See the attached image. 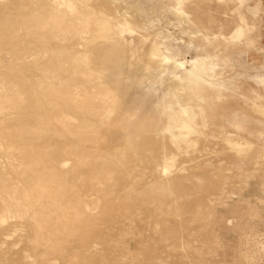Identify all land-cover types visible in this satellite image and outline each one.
Listing matches in <instances>:
<instances>
[{
  "label": "rangeland",
  "instance_id": "1",
  "mask_svg": "<svg viewBox=\"0 0 264 264\" xmlns=\"http://www.w3.org/2000/svg\"><path fill=\"white\" fill-rule=\"evenodd\" d=\"M8 1L0 0V23L10 16V4L43 2ZM65 1L49 0L60 7ZM78 1L151 38L131 30L125 36L127 28L120 26L114 30L121 34L116 44L103 39L89 43L94 71L106 68L116 76L119 60L137 59L148 47L186 63L185 102L193 110L198 133L174 142L157 131L167 123L164 104L177 109V98L163 96L155 107L148 99L137 102L130 97L132 106L123 120L113 117L112 123L101 126L98 137L103 143L89 150L93 166L74 171V150L71 156L59 154L65 145L62 137L25 134L40 153H54L53 164L67 171V185L76 197L41 223L50 228L41 240L34 224L38 217L0 215V264H264V0H182L184 14H179L175 0H73L77 7L85 5ZM16 11L13 19L27 16L23 6ZM53 39L36 49L20 48L17 63L3 55L5 70L18 69L30 91L47 82L44 76L53 82L67 77L68 65L58 57L65 49L72 54L85 50L80 40L65 42L62 49ZM21 43L26 44L23 36ZM49 63L53 69H44ZM93 78L83 77V86L95 88L107 81L115 90L114 77L95 78L99 84ZM14 86H0V103L16 101ZM30 104L33 101L26 99L23 106ZM31 129L39 131L35 125ZM231 141L244 149L235 150ZM22 159L19 152L0 149V194L5 185L19 190L31 185L30 177L23 175ZM167 160L169 173L163 175L161 166Z\"/></svg>",
  "mask_w": 264,
  "mask_h": 264
},
{
  "label": "bare ground",
  "instance_id": "2",
  "mask_svg": "<svg viewBox=\"0 0 264 264\" xmlns=\"http://www.w3.org/2000/svg\"><path fill=\"white\" fill-rule=\"evenodd\" d=\"M17 1L20 3L22 0ZM175 1L177 4L176 9L179 10V14H184L180 9L182 0ZM51 2H49V0H43V2L22 4L21 6L14 4L7 5L10 16H5L6 19L3 21L4 23H0V86L3 87L8 84H16L13 90L16 101L8 103V105L0 103V149L2 150L5 147V149L7 148L8 150L21 153L23 155L22 161L25 164V172L23 175H28V177H30L29 180H31V185L29 187L21 188L20 190L17 188L9 189L6 185L3 187L2 193L0 194V215L7 218L9 215H12V213L18 212L25 215L33 214V216L38 217L34 224L38 226L37 230L39 231L36 236L40 240L44 239L47 233H50L49 227H40L44 226V224L42 225L41 223L48 220V216L61 205L65 203L68 204L70 200L76 197V194L72 191L73 189L69 187L71 185H67L66 179L68 175L67 171H64V164H62L63 166L61 165L63 169L55 166L53 164L54 153L48 149H44V152L40 153L41 150L38 151L31 145L33 140L29 141L27 138L23 137L25 134L32 133V136H36V139L45 134L49 135L51 138L62 137L64 139L63 144L65 145H63V148L60 147L61 150L59 154L71 156L74 150L75 161L74 167L71 168V170L74 171L76 167L79 166H93L90 163L89 157L91 153L89 150L93 146H97L96 144H98L99 141L102 142L101 138L98 137L100 128H104L102 125L107 126L109 123H112L111 119L113 117L120 119L122 116H125L126 113H129L128 108L132 105L127 99L130 97L134 98V101L136 100L137 102L148 99V102H152V105L155 107L162 101L163 96H165V98L168 96L177 98L179 101L177 102V109H174L170 103L165 101L167 103V105L164 104V108L166 109L165 113H167V123L165 127H162L164 123L161 122L162 128L159 129L158 127L159 130L157 131L161 132V134L159 133L161 136L162 133L169 134V137H171L174 142L180 139L186 140L190 134L198 133V130L194 128L196 125L194 124L195 117L193 110L190 106L188 107L185 102V98L188 96L186 92L189 86L186 84L187 77H183V73L185 71L187 72V70H185L186 63L184 61H178V59L176 60L166 54L160 53L156 48L148 47V50H146V48L140 51V57L137 59L133 60V58H130L128 61L123 62L119 60L121 64L118 65L117 69H120V71L116 76L111 73L110 69L108 70L106 68L94 71V66L90 60V57L93 56L94 53L92 48L88 47L89 43L95 42V40L101 41L103 39L106 43L107 40H109L108 42L111 43V41H114L116 44L117 41H115V38H117L118 35H116L117 32L114 30L120 26L127 28L126 32H124L126 35L123 33L125 36H127V31L129 30L137 34L141 32L136 31V29L129 26V24H115L112 22L113 19L110 18V16L105 15L103 12H95V9L92 10L84 1H78V3L85 4L82 5V7L75 6L73 0L65 1L67 3L63 6L65 7L64 12H62L64 10L62 5L61 7L55 6V1L53 4ZM22 6L27 12V16H25L22 21L13 19V14L18 11H16V9ZM38 7L39 10H42L38 11ZM58 12H62V15L59 17L57 15ZM141 34L144 36L146 33ZM22 36L26 41V44L23 46L21 43ZM148 36L149 37H144L150 38V35ZM50 37L59 40L62 49H65V42L68 43L72 40H80L85 51L79 54H72L68 53L65 49L62 55L58 57V61L63 65H68V68L65 66L67 77L53 82L51 78L44 76L43 79L47 82L45 84L41 82H39V84L37 83V90L30 91L29 82L26 81L27 79L25 80L21 77L18 69L10 68L9 71L5 70L2 56L9 55L11 60L17 63L22 55V50H20V48H24V46H28L29 48L31 45H34L33 47L36 49L42 41ZM120 37L121 34L118 38ZM147 42H149V39H147ZM138 47L141 49L143 45L142 47L138 45ZM98 49L99 47H97V50ZM35 57L37 58L36 55ZM53 67L54 66L49 63L44 69H53ZM182 70L185 71L182 72ZM94 72H96V74H94ZM93 76L99 79L98 81H100V79H104L105 81V79L109 77H114L115 90L109 87V82L107 81L104 84H99L102 81L99 83L95 82L96 79L93 78ZM83 77L84 79L85 77H88L90 80L91 78L95 79L94 84L97 83L102 85L103 88L101 90H95L99 86L96 84L95 88L83 86L84 84L81 82ZM89 79L85 81L89 83ZM36 80L39 79L37 78ZM216 85L221 86L220 84ZM113 91L114 95L111 93ZM26 99L32 100L33 104L24 107L23 105ZM170 99H167L168 102H170ZM108 102L111 103L106 104ZM112 102L115 105H113ZM156 114L158 115L157 112ZM156 114L155 116H157ZM161 115H164L163 117L165 118V114ZM123 118L121 119L123 120ZM50 119H52V121H50ZM106 122L107 124H105ZM34 125L37 127V130H39L38 133L32 131L31 127ZM10 129L14 130V135L12 136L9 134ZM11 137H13V139H11ZM229 144L237 151H242L244 149V146L241 144L232 141L229 142ZM28 146L29 148L27 150ZM183 147L180 148L183 150ZM84 154H87V156ZM24 155H26V158ZM170 163L171 161L167 160L162 164L161 172L163 175L169 173ZM92 170H97V167L90 169V173ZM163 175L162 177H166ZM3 216L1 217L2 220H4Z\"/></svg>",
  "mask_w": 264,
  "mask_h": 264
}]
</instances>
